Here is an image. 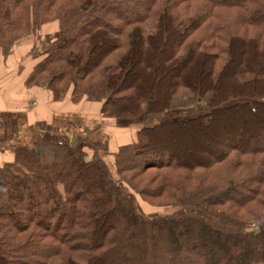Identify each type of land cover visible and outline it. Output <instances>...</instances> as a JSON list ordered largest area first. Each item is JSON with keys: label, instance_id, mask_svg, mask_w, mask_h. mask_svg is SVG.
<instances>
[{"label": "trees", "instance_id": "1", "mask_svg": "<svg viewBox=\"0 0 264 264\" xmlns=\"http://www.w3.org/2000/svg\"><path fill=\"white\" fill-rule=\"evenodd\" d=\"M46 24L29 84L158 122L113 171L65 136L17 150L0 264H264V225L248 230L264 217V0H0V50L36 46ZM207 94L208 113L177 119L172 103ZM226 121L250 137L197 145ZM124 189L164 213L144 216Z\"/></svg>", "mask_w": 264, "mask_h": 264}, {"label": "crops", "instance_id": "2", "mask_svg": "<svg viewBox=\"0 0 264 264\" xmlns=\"http://www.w3.org/2000/svg\"><path fill=\"white\" fill-rule=\"evenodd\" d=\"M32 47L29 40L0 50V184L13 175L17 150H32L40 140L55 142L60 136L77 142L88 159H102L113 171V155L136 143L139 130L155 125L158 117L105 118L100 100L71 91L57 95L46 83L29 84L44 51L43 45L31 52ZM9 186L16 190L15 183Z\"/></svg>", "mask_w": 264, "mask_h": 264}, {"label": "rangeland", "instance_id": "3", "mask_svg": "<svg viewBox=\"0 0 264 264\" xmlns=\"http://www.w3.org/2000/svg\"><path fill=\"white\" fill-rule=\"evenodd\" d=\"M51 32H53L51 29V24H46L43 27V30L41 31V35H40L39 39L36 41V45H43V49H44L45 45L47 44V41H48V38H49ZM211 98H212L211 94H207L202 99H199L197 97H188V98L181 99L180 101H177L175 103H172L171 108L174 111L178 120H186L187 118H189L192 115L208 113L211 110V105H210ZM236 103H238V102H232L231 105H234ZM141 118H138V121H140ZM246 124L244 125V123L241 121H226V122H224L223 125H220V126L223 128H227L228 132L222 133L221 139L217 140L215 143H210L208 145L206 143V140L201 141L200 138L197 137V145H198V143H200V144H203L204 148L206 147L210 150H214V149L218 150L219 145L217 142H219V141L226 142L225 140H227V139L231 140L232 138H234L236 141H238L236 139V137L237 138L238 137L244 138L245 133H246V135L249 136V133H247L245 131V130H247ZM151 126H153V125H151ZM136 143H134V144H136ZM191 144L192 143L187 141L185 144H182V146L173 145V146H171V148H173L176 152H181V151L182 152H189L191 150ZM15 189L17 191L19 190L17 185H16ZM124 192L135 201V203L138 206L139 211L144 216H155V215H159V214L164 213V211H162V210L154 209V208L149 207L148 205L144 204L143 202L140 201V199L135 194H133L129 190L124 189ZM250 225L251 224L248 225V230L254 231L252 226H250ZM254 225H255L256 229H258L261 225H264V217L260 221L254 223Z\"/></svg>", "mask_w": 264, "mask_h": 264}, {"label": "built area", "instance_id": "4", "mask_svg": "<svg viewBox=\"0 0 264 264\" xmlns=\"http://www.w3.org/2000/svg\"><path fill=\"white\" fill-rule=\"evenodd\" d=\"M250 226H252L253 230H255V229H256L254 224H251Z\"/></svg>", "mask_w": 264, "mask_h": 264}]
</instances>
